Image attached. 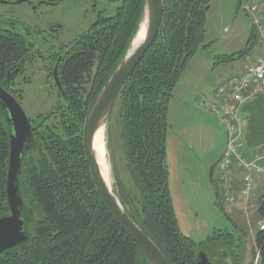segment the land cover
Returning <instances> with one entry per match:
<instances>
[{
    "label": "trees",
    "instance_id": "trees-1",
    "mask_svg": "<svg viewBox=\"0 0 264 264\" xmlns=\"http://www.w3.org/2000/svg\"><path fill=\"white\" fill-rule=\"evenodd\" d=\"M118 1L114 16L99 12L59 66L64 97L58 95L59 102L50 113L30 120L35 128L33 148L21 156L18 178L28 241L1 255L0 264H148L106 210L82 146L87 112L129 50L143 14L145 0ZM210 2L164 0L159 34L114 105L120 155L110 158L113 192L169 264H195L198 248L179 231L173 210L166 165L167 113L177 81L205 37ZM253 41L252 27L249 44ZM25 55L34 56V52L22 36H0V81L3 72L13 69V63H20ZM244 114L245 147H261L264 96L245 105ZM6 115L0 107V218L9 215L6 178L12 128ZM213 184L219 193L216 203L223 211L220 186L216 180ZM257 214L264 218V193L258 199ZM239 231L241 236L244 231ZM239 239L241 248L245 242ZM216 240L208 239L203 245ZM231 240L227 236L223 244L229 252ZM254 242L258 264H264V231L257 229Z\"/></svg>",
    "mask_w": 264,
    "mask_h": 264
},
{
    "label": "rangeland",
    "instance_id": "rangeland-1",
    "mask_svg": "<svg viewBox=\"0 0 264 264\" xmlns=\"http://www.w3.org/2000/svg\"><path fill=\"white\" fill-rule=\"evenodd\" d=\"M31 1L36 4L39 0ZM119 4L118 0H67L56 8L41 6L37 11L32 9L29 2L16 4L9 9L22 16L31 28L45 26L46 19L49 22L60 21L65 26L64 42L68 44L67 42L73 41L92 26L98 12L103 11L104 17H112ZM251 6L263 10L264 0H242L239 9L238 0H211L205 37L179 77L167 113L170 129L167 133L166 165L179 231L198 248L204 247L203 244L208 239L215 237L220 245L225 243L227 236L239 238L238 229L247 234L239 257L225 264H254L258 251L254 236L261 220L257 214V202L264 193V182L258 180L255 192L249 198L237 197V203H225L223 211L220 210L216 203L215 189L209 181V167L219 161L227 135L217 118L202 108V104L209 103L211 94L220 85L241 72L245 63L244 55L249 54L251 58L256 56L257 50L254 48L257 33L254 27L255 41L249 44L254 21L244 10ZM35 39H39V36ZM245 50L247 52L240 55ZM38 65L34 64L33 72H36ZM48 84L51 89H45L44 92L40 89L43 85L39 86L33 81L20 97V106L29 120L34 121L39 116L47 115L59 102L51 79H48ZM255 113L257 107L254 109ZM114 116L113 107L104 125L112 191L114 176L110 158L112 155L114 158L120 155ZM254 151L264 156V145ZM260 163L263 164L264 159Z\"/></svg>",
    "mask_w": 264,
    "mask_h": 264
},
{
    "label": "water",
    "instance_id": "water-1",
    "mask_svg": "<svg viewBox=\"0 0 264 264\" xmlns=\"http://www.w3.org/2000/svg\"><path fill=\"white\" fill-rule=\"evenodd\" d=\"M238 0V9L241 6ZM164 0H145L143 14L137 33L125 57L111 75L105 86L90 106L84 120L82 130V146L84 156L89 167L92 182L109 215L117 225L133 240L144 254L148 264H169L158 247L151 239L133 222L121 206L117 196L110 191L103 179L96 153L93 147L96 132L104 127L115 105V102L127 79L139 65L144 55L156 40L162 23ZM145 27L144 40L137 45L139 34ZM137 45V46H135ZM55 84L60 89L55 71ZM64 97V94H63ZM0 107L7 112V123L12 128L10 136V153L8 172L6 178V196L9 215L0 218V256L11 249L24 245L28 237L24 230L25 221L21 219L22 200L19 193L18 178L21 171V156L33 148L32 135L35 128L22 110L20 104L0 88ZM226 148V145H225ZM224 148V150H225ZM223 155V153H222ZM222 155L220 159L222 158ZM219 159V161H220ZM218 161V162H219ZM217 162V163H218ZM209 167V181L213 186V171L217 165ZM214 187V186H213ZM216 198L219 194L215 193ZM224 251V250H223ZM226 261L231 262L229 254L223 252ZM224 260V259H223ZM195 264H211L201 250L195 254Z\"/></svg>",
    "mask_w": 264,
    "mask_h": 264
},
{
    "label": "built area",
    "instance_id": "built-area-1",
    "mask_svg": "<svg viewBox=\"0 0 264 264\" xmlns=\"http://www.w3.org/2000/svg\"><path fill=\"white\" fill-rule=\"evenodd\" d=\"M253 18V27L257 33L253 59L246 60L242 71L230 77L212 94L209 103L202 108L214 115L226 130V148L217 165V180L220 183L222 197L226 203H233L237 197L249 198L255 191L258 180L264 182V159L259 152L245 156L244 145L245 118L244 107L264 96V9L245 7ZM264 154V152H262ZM241 171L240 183L233 184L230 177ZM259 231H264V218H261ZM258 263V254L254 264Z\"/></svg>",
    "mask_w": 264,
    "mask_h": 264
},
{
    "label": "flooded vegetation",
    "instance_id": "flooded-vegetation-1",
    "mask_svg": "<svg viewBox=\"0 0 264 264\" xmlns=\"http://www.w3.org/2000/svg\"><path fill=\"white\" fill-rule=\"evenodd\" d=\"M66 1L67 0H39L34 4L31 0H0V36L9 38L20 35L24 38L25 44L29 48L32 47V52H34V56L25 55L19 59V61L21 60L20 63H13V69H10V67L7 68L3 72V79L0 81V88L15 98L19 104L21 102L20 97L26 90L25 88L31 86L33 81L37 82L39 86L43 85V87L40 86V89L46 92L45 89H51L50 84H48V79H51L55 95H63V88L59 89L55 84L54 74L56 71V77L58 78V82H60L59 66L62 64L64 58H67L69 49L75 44L76 39H78L81 34L73 41L67 42L68 44H66L64 42L65 26L60 21L49 22V20L46 19L45 22H47V24L45 26L31 28L22 16L11 11L9 7L23 2H29L31 3L32 9L37 11L41 6L56 8ZM57 19L61 20L60 18ZM38 36L39 39H35ZM34 64H39L36 72L32 71ZM32 75H34L33 81L31 80ZM59 85L62 87L61 83H59ZM215 171L216 167L213 171V178ZM217 185L219 187L218 183ZM238 233L240 235L239 229ZM243 236L244 232L241 234V239L243 238V242H245ZM239 240V238H233V240H231L230 252L223 244L220 245L219 242L217 243V240L204 245V247L197 248V250H201L205 253L209 263L225 264L226 259L223 254L224 251L229 254L231 259H234V254L237 255V258L239 257Z\"/></svg>",
    "mask_w": 264,
    "mask_h": 264
},
{
    "label": "bare ground",
    "instance_id": "bare-ground-1",
    "mask_svg": "<svg viewBox=\"0 0 264 264\" xmlns=\"http://www.w3.org/2000/svg\"><path fill=\"white\" fill-rule=\"evenodd\" d=\"M145 37V27L142 28L141 33L139 34V39H137L136 44L139 45ZM135 45V46H137ZM94 151L97 156L99 167L103 176V179L106 181L108 188L112 191V184L110 180L109 165L107 163V151H106V137H105V127H101L94 136L93 141Z\"/></svg>",
    "mask_w": 264,
    "mask_h": 264
},
{
    "label": "crops",
    "instance_id": "crops-1",
    "mask_svg": "<svg viewBox=\"0 0 264 264\" xmlns=\"http://www.w3.org/2000/svg\"><path fill=\"white\" fill-rule=\"evenodd\" d=\"M246 56H248V58H250L251 57V55H249V54H246L245 56H244V58H245V62H246ZM245 64V63H244ZM242 69H243V67L241 68V71H242ZM212 95V94H211ZM245 133H246V124H245V130H244V137H245ZM244 140V139H243ZM245 145V144H244ZM245 150H246V154H245V156L247 157V158H249V156H250V154H251V152H256V151H254V150H256V149H247V147H245ZM264 164V163H263ZM240 176H241V171H237V173L234 175V176H232V177H230V180H231V182L233 183V184H238V183H240ZM261 181V180H260ZM262 182V181H261ZM222 186V185H221ZM222 192V191H221ZM223 198V197H222ZM242 199V198H241ZM239 201V200H238ZM238 201H234L233 203H226V204H229V205H232V204H234V203H237ZM246 233V232H245ZM241 237V236H240ZM239 237V238H240Z\"/></svg>",
    "mask_w": 264,
    "mask_h": 264
}]
</instances>
